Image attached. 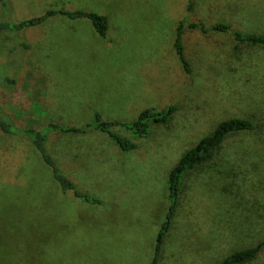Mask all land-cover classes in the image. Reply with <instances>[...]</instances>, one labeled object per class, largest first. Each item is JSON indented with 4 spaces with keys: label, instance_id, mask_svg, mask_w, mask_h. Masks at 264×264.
Here are the masks:
<instances>
[{
    "label": "rangeland",
    "instance_id": "374dc122",
    "mask_svg": "<svg viewBox=\"0 0 264 264\" xmlns=\"http://www.w3.org/2000/svg\"><path fill=\"white\" fill-rule=\"evenodd\" d=\"M50 8L106 15V38L91 20L63 15L0 30V116L47 132L48 152L90 199L62 192L34 144L0 130V264H150L173 205L172 169L229 118L254 129L185 174L159 264H220L264 243V45L235 35H264V0H7L0 23ZM181 20L190 71L175 47ZM172 105V119L151 121L146 137L114 127L137 142L131 151L101 130L50 125L130 124ZM246 264H264V245Z\"/></svg>",
    "mask_w": 264,
    "mask_h": 264
},
{
    "label": "trees",
    "instance_id": "16d2710c",
    "mask_svg": "<svg viewBox=\"0 0 264 264\" xmlns=\"http://www.w3.org/2000/svg\"><path fill=\"white\" fill-rule=\"evenodd\" d=\"M3 4H6L7 0H0ZM194 6L193 1L190 2L189 8L192 9ZM57 15H63L70 19H89L99 32V34L106 38L107 31L109 29L108 17L104 14H100L93 11H87L82 9H63V8H50L45 10L41 15L32 18L23 19L16 23L1 22L0 30H14L20 31L24 28L40 25L49 18L55 17ZM185 20H181L177 30V37L175 41V47L181 58L184 67L190 71V66L188 59L184 53V45L182 42V34L184 33ZM201 26L200 23L193 22L190 23L189 27L191 29H196ZM229 25L219 23L216 26L217 30H228ZM242 44H252V45H264V35L256 34H245L237 32L235 34ZM177 106L172 105L164 110H154L145 109L143 110L137 120L127 124L117 121H105L98 116V121L95 124H88L86 127H76V126H60L51 123V129L62 130V131H72L75 133L82 132L85 128H93L96 130H101L106 132L123 151H131L138 147L137 142L128 136H124L114 130V127L119 125L130 131L134 137H146L150 132V122L156 123H168L171 119ZM254 122L249 118H229L221 123L212 131L209 135L203 137L194 147L186 150L181 156L177 164L174 166L170 173L169 186H170V197L173 200L172 209L170 211L169 217L160 229L157 237L156 253L150 264H159L162 257V250L165 240L167 238L170 225L173 220L174 213L179 205L182 192V179L185 174L207 162L214 159L217 152L219 151L224 140L233 135L244 131H251L254 129ZM0 130L8 134H22L26 137L34 146L38 149L42 157L45 159L46 163L53 168L54 178L58 181L62 192L68 190H73L77 197H85L90 199V196L77 189L76 185L67 178L59 168L57 161L50 155L46 148V141L48 138V133L37 128H17L6 119H2L0 116ZM97 201V199H93ZM264 243L260 242L255 246L247 247L241 250L233 251L229 253L220 264H246L254 260L259 252L261 251Z\"/></svg>",
    "mask_w": 264,
    "mask_h": 264
}]
</instances>
